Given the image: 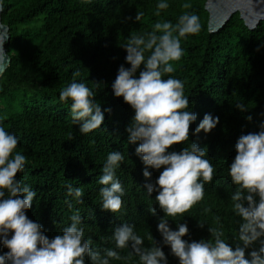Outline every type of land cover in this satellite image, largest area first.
Masks as SVG:
<instances>
[{"label": "trees", "instance_id": "trees-1", "mask_svg": "<svg viewBox=\"0 0 264 264\" xmlns=\"http://www.w3.org/2000/svg\"><path fill=\"white\" fill-rule=\"evenodd\" d=\"M157 2L4 0L1 22L9 27L6 52L10 65L0 77V126L19 137L16 150L25 155L27 163L17 178L37 192L26 214L42 225L49 238L69 223L71 212L64 203V186L72 184L83 188L84 203L73 201V211L81 214L85 236L92 238L97 249L114 246L107 238L121 223L132 224L141 236L150 231L156 241L161 240L156 223L163 213L154 204L156 193L148 197L143 185L153 182L163 169L149 168V180L142 176L143 165L134 154L137 145L127 143L125 132L132 110L122 97L113 96L111 84L118 67L129 66L121 45L130 35L150 31L158 20L175 23L179 15L190 11L199 16L201 31L181 40L184 55L174 62L175 71L170 75L184 82L189 110L197 119L189 126V140L168 150L180 151L188 143H196L206 149L216 171L212 183L204 186L203 199L187 212L169 217V226L174 229L177 221L187 223L189 232L184 239H210L207 228L216 227L219 216L225 238L234 243L238 218L231 210L229 197L234 186L228 166L239 136L259 131L264 122V22L251 30L235 14L223 29L212 34L205 0H167L169 7L155 16ZM185 3L190 8L185 9ZM137 12L144 15L135 22ZM77 71L80 75L75 79L93 89L101 110H111L104 112L103 125L87 135L72 125L70 102L59 100L60 91ZM236 102L247 105V110H238ZM206 113L219 118L217 125L208 133L192 135ZM114 150L125 157L117 169L125 189L123 214L100 207L101 185L97 180L106 155ZM150 206L157 209L155 216L149 214ZM197 221L206 222L205 227H197ZM144 244L147 247L150 242L145 239ZM162 250L168 264H178L167 246ZM6 251L0 246V255ZM128 251L120 250L122 256ZM127 264H137V258Z\"/></svg>", "mask_w": 264, "mask_h": 264}, {"label": "clouds", "instance_id": "clouds-1", "mask_svg": "<svg viewBox=\"0 0 264 264\" xmlns=\"http://www.w3.org/2000/svg\"><path fill=\"white\" fill-rule=\"evenodd\" d=\"M168 7L167 0H158L153 15L159 16ZM183 7L188 9L190 5L185 3ZM3 11L4 0H0V12ZM143 15L137 12L134 21H140ZM200 31L199 16L186 11L175 23L158 20L150 31L130 35L121 45L129 66L121 64L111 84L113 96L122 97L132 110L125 132L127 143L137 145L134 154L143 165L142 176L149 180V168L163 169L153 182L143 185L148 197L156 193L154 204L163 213L156 223L161 240L156 241L150 231L141 236L132 224L121 223L107 238L114 246L97 249L92 238L85 236L81 214L73 211V201L78 205L84 203L83 188L72 184L64 186V203L71 212L67 217L69 223L49 238L42 225L26 214L37 192L17 178L27 163L25 155L16 150L19 137L0 126V246L7 249L0 255V264H127L133 257L137 264H168L164 246L178 264H264V122L259 131L239 136L235 156L228 166V177L234 186L229 197L231 210L238 218L234 243L225 238L219 216L217 226L207 228L210 239H184L189 232L187 223L177 221L174 229L169 226V217L187 212L203 199L204 186L212 183L216 171L206 149L196 143H188L180 151L168 150L173 144L189 140V126L197 119L189 110L184 82L170 74L175 71L174 62L184 55L181 40ZM79 75L78 71L74 73L72 82L60 91L59 100L70 102L72 125L78 126L80 134L87 135L103 125L104 112L111 110H101L93 89L75 79ZM234 106L241 112L247 110V105L240 102ZM247 119L251 120V116ZM218 120L204 114L192 135L208 133ZM124 159L120 151L106 155L97 180L101 185L102 210L123 214L125 189L117 169ZM147 210L156 215V208L150 206ZM205 225L206 222L197 221V227ZM145 239L150 242L147 247ZM123 249H129L127 255H121Z\"/></svg>", "mask_w": 264, "mask_h": 264}, {"label": "water", "instance_id": "water-1", "mask_svg": "<svg viewBox=\"0 0 264 264\" xmlns=\"http://www.w3.org/2000/svg\"><path fill=\"white\" fill-rule=\"evenodd\" d=\"M205 10L208 13V29L218 33L230 18L238 14L249 29H255L264 22V0H205ZM10 41L9 27L1 22L0 12V77L10 65V57L6 45Z\"/></svg>", "mask_w": 264, "mask_h": 264}]
</instances>
